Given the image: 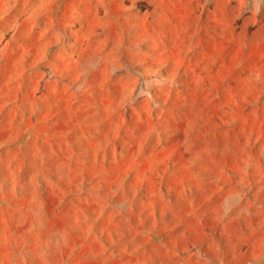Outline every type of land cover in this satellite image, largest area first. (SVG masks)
Here are the masks:
<instances>
[{
	"label": "rangeland",
	"instance_id": "obj_1",
	"mask_svg": "<svg viewBox=\"0 0 264 264\" xmlns=\"http://www.w3.org/2000/svg\"><path fill=\"white\" fill-rule=\"evenodd\" d=\"M0 264H264V0H0Z\"/></svg>",
	"mask_w": 264,
	"mask_h": 264
}]
</instances>
